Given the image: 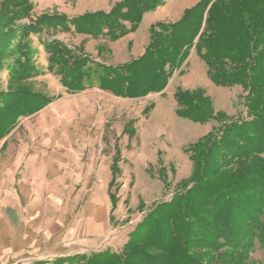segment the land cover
I'll return each instance as SVG.
<instances>
[{
    "label": "trees",
    "instance_id": "obj_1",
    "mask_svg": "<svg viewBox=\"0 0 264 264\" xmlns=\"http://www.w3.org/2000/svg\"><path fill=\"white\" fill-rule=\"evenodd\" d=\"M157 4L123 0L109 13L33 20L29 0H0V76L6 72L10 85L45 73L34 60L33 36L42 38L47 71L60 78L67 93L98 88L129 99L163 93L195 49L213 83L243 87L247 110L245 119L219 117L212 134L188 148L189 182L171 200L154 205L119 252L106 249L31 264H250L256 247L264 249V0H201L179 22L153 26L145 53L121 66L43 39L45 32L55 31L114 42L137 30L144 13ZM25 20L31 22L19 25ZM53 101L29 88L0 90V140ZM175 101L179 117L202 124L215 118L203 90L180 88Z\"/></svg>",
    "mask_w": 264,
    "mask_h": 264
},
{
    "label": "rangeland",
    "instance_id": "obj_2",
    "mask_svg": "<svg viewBox=\"0 0 264 264\" xmlns=\"http://www.w3.org/2000/svg\"><path fill=\"white\" fill-rule=\"evenodd\" d=\"M29 1L35 20L43 15L75 19L109 13L123 0ZM200 1L158 0L137 30L114 42L55 31L45 32L43 39L83 49L96 62L121 66L140 57L153 26L179 22ZM41 39L33 36L32 47L43 75L23 85H10L6 72L0 76L3 92L29 88L55 98L0 140V214H7L0 219V237H107L104 245L95 241V248L119 252L154 205L171 200L189 182L193 164L188 148L212 134L219 117L247 118L244 89L213 83L205 61L193 49L163 93L129 99L93 88L69 94L60 78L47 71ZM180 88L205 91L215 118L202 124L179 117L175 93ZM55 242L48 238L39 249L32 245L30 254L15 264L65 254L66 243L62 250H51ZM249 262L264 264V249L257 246Z\"/></svg>",
    "mask_w": 264,
    "mask_h": 264
},
{
    "label": "crops",
    "instance_id": "obj_3",
    "mask_svg": "<svg viewBox=\"0 0 264 264\" xmlns=\"http://www.w3.org/2000/svg\"><path fill=\"white\" fill-rule=\"evenodd\" d=\"M145 49L146 48L144 47L140 54V57L144 53ZM4 216L7 217V214H3V213L0 214V217H2L0 219H4ZM48 238L50 242L56 241L55 246L52 247L51 249L53 250V252L55 250H60V249L62 250L63 245L65 243L67 244L64 245L67 247L65 254H62L61 252H57L59 254L54 253L55 254L53 255L54 258L74 255L77 251H81V253H85V252L91 253V252L99 251L98 250L99 248L98 249L95 248V246L97 245V243L95 245V241H100L102 242V245H104L106 244L108 239L107 237H84L86 238L85 240L84 238H79V237H35L34 239V237H13V235L12 237H0V264L17 263L20 259L26 258V255L30 254V247L32 245L35 246L37 244L36 248L39 249L42 247V245L48 242ZM16 259L19 260L15 262ZM43 261H50V260H46V258H44Z\"/></svg>",
    "mask_w": 264,
    "mask_h": 264
}]
</instances>
